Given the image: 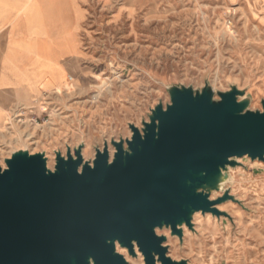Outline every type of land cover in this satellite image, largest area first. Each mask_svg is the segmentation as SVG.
Masks as SVG:
<instances>
[{"label":"rangeland","instance_id":"374dc122","mask_svg":"<svg viewBox=\"0 0 264 264\" xmlns=\"http://www.w3.org/2000/svg\"><path fill=\"white\" fill-rule=\"evenodd\" d=\"M87 27L72 56V79L41 105L43 113L10 117L0 132V166L17 150L43 152L53 170L55 152L65 156L82 145L92 161L104 141L130 138L129 124L141 130L150 110L169 103L168 88L217 91L231 85L264 100V0H86ZM104 7V6H103ZM108 7V8H107ZM72 80V81H71ZM71 81V83H70ZM62 84V85H63ZM99 94V95H98ZM228 167L219 191L234 200L217 205L221 215L196 212L182 238L166 237L167 254L186 264H264V162L247 156ZM117 245L127 264H144ZM160 264V263H157Z\"/></svg>","mask_w":264,"mask_h":264},{"label":"water","instance_id":"95a60500","mask_svg":"<svg viewBox=\"0 0 264 264\" xmlns=\"http://www.w3.org/2000/svg\"><path fill=\"white\" fill-rule=\"evenodd\" d=\"M169 103L150 110L130 138L95 149L55 152L53 170L43 152L17 150L0 166V264H127L117 245L144 264L173 260L157 230L182 238L196 212L223 214L234 200L225 190L211 199L243 156L264 162V100L250 110L244 90L168 88Z\"/></svg>","mask_w":264,"mask_h":264},{"label":"crops","instance_id":"0c3cea01","mask_svg":"<svg viewBox=\"0 0 264 264\" xmlns=\"http://www.w3.org/2000/svg\"><path fill=\"white\" fill-rule=\"evenodd\" d=\"M109 1L98 5L104 9ZM89 5L86 0H0V132L10 117H38L41 105L66 88Z\"/></svg>","mask_w":264,"mask_h":264},{"label":"bare ground","instance_id":"6f19581e","mask_svg":"<svg viewBox=\"0 0 264 264\" xmlns=\"http://www.w3.org/2000/svg\"><path fill=\"white\" fill-rule=\"evenodd\" d=\"M70 78L72 79V77H71V76H69V79H70ZM98 95H99V94H98Z\"/></svg>","mask_w":264,"mask_h":264}]
</instances>
